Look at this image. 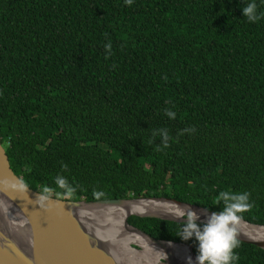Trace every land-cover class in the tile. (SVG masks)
Returning a JSON list of instances; mask_svg holds the SVG:
<instances>
[{
	"label": "trees",
	"instance_id": "trees-1",
	"mask_svg": "<svg viewBox=\"0 0 264 264\" xmlns=\"http://www.w3.org/2000/svg\"><path fill=\"white\" fill-rule=\"evenodd\" d=\"M250 2L0 0V144L13 173L71 203L164 199L213 213L221 191L247 192L241 222L264 227V0L254 23ZM183 223L128 219L196 258ZM235 253L234 264H264L254 246Z\"/></svg>",
	"mask_w": 264,
	"mask_h": 264
},
{
	"label": "water",
	"instance_id": "water-1",
	"mask_svg": "<svg viewBox=\"0 0 264 264\" xmlns=\"http://www.w3.org/2000/svg\"><path fill=\"white\" fill-rule=\"evenodd\" d=\"M20 184L22 183L11 170L8 157L0 144V207L9 205V215L20 218L28 235V239L25 242L17 238L20 234L11 235L5 227L8 223L7 219L4 215L2 219L0 217V264H118L115 258L106 251L107 248L97 236L95 230L83 221L80 215V211L83 208L122 207L127 203L137 201H159L187 209L190 208L203 217H208L212 214L193 206L182 205L164 199L71 203L50 197L49 201H46L44 207L41 208L36 203L39 193L33 192L28 188L26 192H22L19 189ZM130 217L174 223H183V218L169 219L155 215L132 214L125 218L124 227L131 234L142 238L157 248L165 249L166 245L171 244L187 247L192 253V248L189 246L157 241L145 233L132 228L128 224ZM197 222L205 223L201 219ZM251 227L264 229V227ZM238 238L241 243L264 251V244L247 241L241 237ZM192 256L195 259L193 253Z\"/></svg>",
	"mask_w": 264,
	"mask_h": 264
},
{
	"label": "bare ground",
	"instance_id": "bare-ground-1",
	"mask_svg": "<svg viewBox=\"0 0 264 264\" xmlns=\"http://www.w3.org/2000/svg\"><path fill=\"white\" fill-rule=\"evenodd\" d=\"M187 208L175 206L159 201H137L127 203L122 207H94L83 208L80 215L86 225L92 227L102 240L106 251L110 253L118 264H187V259H195L187 247L166 245L165 249L157 248L142 238L131 234L124 227V219L132 214L155 215L164 218H181L179 213ZM10 206L0 207V217L3 215L8 223L6 229L11 235L20 234L22 242L28 239L23 222L18 216L9 215ZM11 217V218H10ZM206 222L207 217L200 216ZM239 237L251 242L264 244V229L253 228L243 222L238 225ZM136 246L140 250L132 248ZM165 254L167 258H165ZM164 261H170L169 263Z\"/></svg>",
	"mask_w": 264,
	"mask_h": 264
},
{
	"label": "clouds",
	"instance_id": "clouds-1",
	"mask_svg": "<svg viewBox=\"0 0 264 264\" xmlns=\"http://www.w3.org/2000/svg\"><path fill=\"white\" fill-rule=\"evenodd\" d=\"M128 6H131L133 0H125ZM243 16L247 17L249 22H257L260 16L257 14V5L252 0L242 9ZM105 48L111 51V41L105 45ZM166 115L172 119H176V113L172 110H167ZM194 128L184 129L181 132L192 133ZM160 136L163 141V147H169L168 141L171 139L167 129H160ZM153 135H157V130L153 131ZM66 169V165H63ZM56 184L60 189H63L62 195L66 198H71L76 189L68 184L63 177L56 178ZM20 191L26 192L27 186L20 184ZM52 189L45 187L44 194H39L36 203L41 208L44 203L49 201ZM61 195V193H57ZM94 196H99L101 193H93ZM217 204L223 202V208L219 212H213L206 218V222L201 225L197 221L200 219L199 215L188 208L186 211L179 213V216L184 219L181 229L180 238L184 241L195 239L198 244V255L195 258V264H234L239 260V256L235 253V249L240 246L238 225L243 219L242 214L249 212L253 204L250 202V193L247 192H232L221 191L216 197ZM171 246V244L169 245ZM165 258H167L165 254ZM187 264H193L191 257L187 259Z\"/></svg>",
	"mask_w": 264,
	"mask_h": 264
},
{
	"label": "rangeland",
	"instance_id": "rangeland-1",
	"mask_svg": "<svg viewBox=\"0 0 264 264\" xmlns=\"http://www.w3.org/2000/svg\"><path fill=\"white\" fill-rule=\"evenodd\" d=\"M176 206V205H175ZM125 220V219H124ZM132 248H135L136 250H140V248H136L135 246H132Z\"/></svg>",
	"mask_w": 264,
	"mask_h": 264
}]
</instances>
